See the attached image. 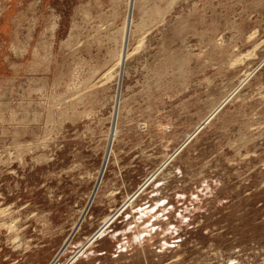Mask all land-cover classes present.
I'll return each mask as SVG.
<instances>
[{
  "label": "rangeland",
  "instance_id": "rangeland-1",
  "mask_svg": "<svg viewBox=\"0 0 264 264\" xmlns=\"http://www.w3.org/2000/svg\"><path fill=\"white\" fill-rule=\"evenodd\" d=\"M4 22L0 264H264V0Z\"/></svg>",
  "mask_w": 264,
  "mask_h": 264
},
{
  "label": "crops",
  "instance_id": "crops-1",
  "mask_svg": "<svg viewBox=\"0 0 264 264\" xmlns=\"http://www.w3.org/2000/svg\"><path fill=\"white\" fill-rule=\"evenodd\" d=\"M5 29V30H7V28L9 29H11V26H9V23H7V22H4V23H1L0 24V29ZM2 40V39H1Z\"/></svg>",
  "mask_w": 264,
  "mask_h": 264
}]
</instances>
